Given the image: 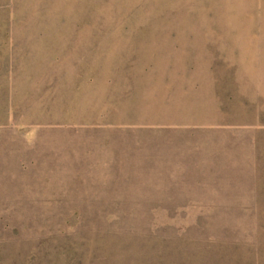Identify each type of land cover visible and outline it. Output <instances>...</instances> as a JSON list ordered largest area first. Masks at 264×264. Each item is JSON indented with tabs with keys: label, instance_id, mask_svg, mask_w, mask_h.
I'll list each match as a JSON object with an SVG mask.
<instances>
[{
	"label": "rangeland",
	"instance_id": "374dc122",
	"mask_svg": "<svg viewBox=\"0 0 264 264\" xmlns=\"http://www.w3.org/2000/svg\"><path fill=\"white\" fill-rule=\"evenodd\" d=\"M225 220L264 222V0H0V264Z\"/></svg>",
	"mask_w": 264,
	"mask_h": 264
},
{
	"label": "trees",
	"instance_id": "16d2710c",
	"mask_svg": "<svg viewBox=\"0 0 264 264\" xmlns=\"http://www.w3.org/2000/svg\"><path fill=\"white\" fill-rule=\"evenodd\" d=\"M195 230L197 234L193 235L190 229H186L169 242L160 234L156 241L150 240V245L145 240L139 243L140 246L126 241L125 252L120 257L127 264H227L221 262L218 254L227 250L247 251L251 241L257 247L256 240L264 237V222H253L248 227H238V224H229L226 220L205 222L195 224ZM26 259L25 254V262ZM101 259L99 263L109 261L106 257Z\"/></svg>",
	"mask_w": 264,
	"mask_h": 264
}]
</instances>
